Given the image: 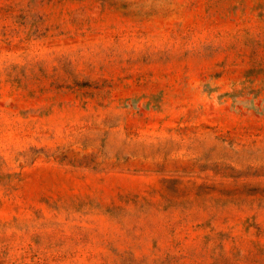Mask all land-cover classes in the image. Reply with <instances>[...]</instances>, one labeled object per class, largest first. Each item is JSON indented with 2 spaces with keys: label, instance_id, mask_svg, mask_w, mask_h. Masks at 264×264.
I'll return each instance as SVG.
<instances>
[{
  "label": "rangeland",
  "instance_id": "obj_1",
  "mask_svg": "<svg viewBox=\"0 0 264 264\" xmlns=\"http://www.w3.org/2000/svg\"><path fill=\"white\" fill-rule=\"evenodd\" d=\"M0 264H264V0H0Z\"/></svg>",
  "mask_w": 264,
  "mask_h": 264
}]
</instances>
